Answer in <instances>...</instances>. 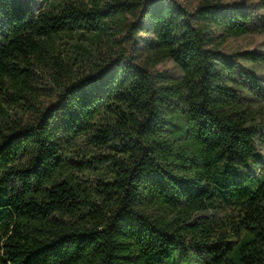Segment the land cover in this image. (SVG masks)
<instances>
[{
    "label": "trees",
    "instance_id": "16d2710c",
    "mask_svg": "<svg viewBox=\"0 0 264 264\" xmlns=\"http://www.w3.org/2000/svg\"><path fill=\"white\" fill-rule=\"evenodd\" d=\"M258 9L0 0V264H264Z\"/></svg>",
    "mask_w": 264,
    "mask_h": 264
},
{
    "label": "rangeland",
    "instance_id": "374dc122",
    "mask_svg": "<svg viewBox=\"0 0 264 264\" xmlns=\"http://www.w3.org/2000/svg\"><path fill=\"white\" fill-rule=\"evenodd\" d=\"M226 2L244 1L248 5L256 3L257 0H225ZM259 13L264 14L263 9H258ZM223 51L226 53L239 51H257L264 55V30L250 32L240 37H231L223 45ZM253 73L258 76L260 81V91L256 99L253 101L255 106H260L264 110V62L261 63H244ZM160 68H168L170 71L178 73V69L171 61H166ZM258 151L255 160L249 165V171L253 175L264 174V132L261 139L258 138ZM182 255L176 254V264H201L202 260L192 251L188 249L181 250Z\"/></svg>",
    "mask_w": 264,
    "mask_h": 264
}]
</instances>
